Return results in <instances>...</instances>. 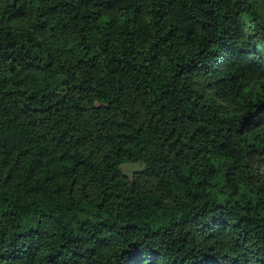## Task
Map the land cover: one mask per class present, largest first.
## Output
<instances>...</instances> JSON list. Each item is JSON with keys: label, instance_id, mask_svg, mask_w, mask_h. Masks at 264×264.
<instances>
[{"label": "clouds", "instance_id": "clouds-1", "mask_svg": "<svg viewBox=\"0 0 264 264\" xmlns=\"http://www.w3.org/2000/svg\"><path fill=\"white\" fill-rule=\"evenodd\" d=\"M0 264H264V0H0Z\"/></svg>", "mask_w": 264, "mask_h": 264}]
</instances>
